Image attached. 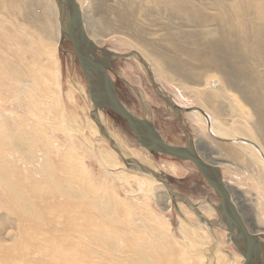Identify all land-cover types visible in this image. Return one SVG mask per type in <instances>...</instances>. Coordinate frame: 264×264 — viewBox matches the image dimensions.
Returning <instances> with one entry per match:
<instances>
[{"label":"bare ground","instance_id":"bare-ground-1","mask_svg":"<svg viewBox=\"0 0 264 264\" xmlns=\"http://www.w3.org/2000/svg\"><path fill=\"white\" fill-rule=\"evenodd\" d=\"M97 1L104 12L108 10L116 13L119 28L129 30L131 36L128 35L127 39L129 37L136 43L140 48L138 52L153 68L157 67L161 77L201 87L199 91L202 93L203 103L191 108L192 112H197H193L191 116L198 122L193 128L194 141L205 162L219 168L226 164L219 162V154L213 151L211 144H207L211 136H204L200 129L202 127L206 131L205 117L211 122L216 134L227 136L218 122L223 120V105L227 104L233 92L238 94H234V98L238 99L239 96L245 106L244 115H251L250 119L239 122L240 129L237 133L246 136L244 140L248 142H253L251 135H254L256 142L253 144L264 155V0ZM78 2L80 3L79 0ZM84 2L86 1L83 0L82 4ZM82 4L80 6L86 30L94 43L101 47L102 42L89 25L91 8ZM95 7L99 10L97 4ZM56 14L55 6L47 0H0V25L3 26L0 29V41L6 45L19 46L23 56L26 50H35L33 41L27 39L31 33L26 36L25 28L30 26L40 37L51 42L52 51L57 50L62 27L49 21ZM104 27L105 30L110 29L108 20H105ZM111 28L114 29L112 25ZM36 38L40 43L42 38ZM17 50H13L12 54L20 55L16 53ZM0 56L2 58L1 51ZM44 62L42 60L43 64ZM4 63L15 78H24L26 73L18 69L17 60L7 63L4 60ZM135 94L143 100L144 93L137 89ZM231 106L234 111L237 110L234 104ZM199 110L204 111V117ZM19 132L14 126L9 130L0 128V209L4 212L2 216L0 212V264L186 263V257L190 253H185V249L182 250L175 241L168 238L166 224L159 228L151 225L155 240L163 239L162 243L153 240V244L147 246L146 239H133L130 235L134 231H129L128 226L121 227L117 219L109 216L113 214L110 211L117 203L107 199L104 202L103 195L96 188L98 181L87 177L76 159H70L68 154L62 152L63 147L55 142L42 151L34 146L30 138H26L27 135L22 137V132ZM107 138L123 157H131L129 148L116 136ZM212 141L210 143L213 144L215 141ZM216 145L219 146L216 147L218 150L227 146L222 143ZM240 145L245 146L242 143ZM247 151L250 154L253 152L249 149L245 152ZM249 162L245 173L257 181L255 183L262 197L253 192L252 196H248L241 191L243 188L238 195V189L228 182L226 184L249 232L258 236L262 231L259 212L250 208L249 203H262L260 209L264 217V165L260 160ZM176 167L170 168L175 176L181 174ZM138 176L150 188H140L139 192L150 194V198L159 203V209L170 212L173 201L165 186H160L158 179ZM79 178L88 181V189L75 185L80 183ZM182 203L179 202L177 206L181 205L184 214ZM108 210L110 211L107 212ZM118 220L121 223L122 220ZM150 239L149 243L152 241ZM168 240L170 241L167 243ZM228 241L233 242L229 232ZM239 261L243 264L244 257ZM212 262L210 263L214 264Z\"/></svg>","mask_w":264,"mask_h":264},{"label":"rangeland","instance_id":"rangeland-1","mask_svg":"<svg viewBox=\"0 0 264 264\" xmlns=\"http://www.w3.org/2000/svg\"><path fill=\"white\" fill-rule=\"evenodd\" d=\"M47 1L53 3L57 13L49 21L61 26L60 7L57 0ZM79 1L82 4L83 0ZM84 1L87 3L84 2L82 5L91 8V14L88 17L89 25L95 32V36L102 42L101 47L121 54L139 51L140 48L136 43H133L129 37L127 39L128 35L131 36L129 30L119 28L116 13H110L108 10L104 12L99 7L100 2L97 0ZM95 4H97L99 10L96 9ZM105 20H108L110 24L108 30H105L104 27ZM111 25L114 27L113 30ZM26 27L30 28H25L27 31L26 36L31 33L29 34L31 37L28 36L27 39L34 42H32V46L35 50H26L21 56L22 50L19 46L6 45L0 41V51L5 62L17 60L16 66H18V69L26 73L22 79L15 78L9 69L5 67L4 60L0 56V128L9 130L14 126L17 132L19 130L22 132V137L27 135L26 138H30L29 140L34 146L41 148L42 151L47 150L54 142L62 146V152L68 154L70 159H76L78 166L84 169L83 172L87 177L90 176L98 181L96 188L103 195L104 202L107 199L117 203L116 207L112 208L113 210L107 212H113L109 215L110 218L117 219L116 221H119L121 227L128 226L129 231H134L130 235L133 239H146L145 245L147 246H151L153 240L155 242L159 240L158 243L160 241L162 243L163 239L155 240L156 236L154 237L153 230L166 224L168 238L173 242L175 241L174 243L182 250L185 249V253H190L186 257L185 264H211L212 259L214 264H242L239 261L242 255L237 251L234 243L228 241V231L215 226V222L219 219L220 199L208 186L196 167L190 162L149 152L139 145L123 119L108 110L96 112L88 94L87 80L78 65L71 45L65 41L61 46L59 45L57 50L52 51L53 48L48 39L40 37V34L38 35L34 28ZM0 29H3L2 25H0ZM36 36L42 38L40 43H38L39 40ZM13 50H17L16 53H20V55H13ZM42 60L45 61L44 64ZM148 64L154 73L156 82L162 87L165 94L170 97L174 104L182 107V119L188 132L179 123L175 112L157 95L144 68L135 58L116 59L110 62L109 74L116 83L119 98L138 117L147 119L152 117L150 120L167 142L187 146L189 134L194 138L193 128L197 122L191 116L194 112L191 111V108L200 106L203 103L202 93L199 91L201 87L182 84L178 81H169L165 77H161L157 67L153 68L150 63ZM48 66L49 68H47ZM24 82L28 84L25 83L27 87ZM19 84L24 87L22 88ZM137 89L139 92L144 93L143 100H140L135 94ZM43 90H45V93ZM46 93L49 94L46 95ZM234 94L236 93L233 92L228 98L227 104L223 105L225 111L222 117L223 120L218 122L220 128L222 127V131L227 133V136L216 134L212 130L211 122H208L198 112L204 117L207 126L206 131L203 130L201 125V129H199L202 134H205H203L204 136H211V140L208 138L207 144H211L213 148L209 147L216 154H219V162L226 163L222 168L216 166L221 171L224 181L238 189V195L240 189L243 188L241 191L248 196H252L253 192L262 197L261 191L257 189L255 183L257 181L253 179V176H248L245 170H248L250 160L251 162L260 160L264 165V155H261L262 152L253 144V142H256L254 135H251L253 142H248L244 140L247 138L246 136L237 133V130L240 129L239 122L250 119L251 115H244L243 111L245 110L243 108L245 106L239 96L238 99L234 98ZM40 98L42 101H39ZM37 99L39 102H37ZM233 104L237 108L236 111L231 106ZM99 125L104 129L107 136H116L129 148L132 154L130 158L123 157L118 149L107 141L108 138L102 135ZM223 136L224 138H222ZM234 137L237 138L234 139ZM212 140L215 141L213 144L210 143ZM217 143L227 144V146L220 147L218 150ZM240 143L245 145L247 149L245 146H241ZM248 149L253 152L251 154L248 151L245 152ZM132 160L142 166L146 165L150 171H147V173L150 174L145 175L146 172L136 170ZM170 165L171 167L177 166L176 168L179 169L181 174L173 175L170 171ZM154 173L160 178L157 182L160 183V186H165L166 191L172 197L173 202H171L170 212L159 209L160 207L157 205L159 203L150 198V194H145V196L139 192L140 188L147 190L150 188L138 175L157 179ZM79 182L75 185L88 189V181L85 182L82 178H79ZM179 202H183L182 207L187 211L184 210V214L180 208L181 205L180 207L177 206ZM261 204H254L250 201L249 206L259 212L262 231L258 238L264 244V217L262 216V209H260ZM139 206H141V209L137 210ZM2 211L0 209L1 213ZM3 214L4 212L1 216ZM118 219L122 220L121 223ZM148 223L151 224L148 225ZM145 224L148 227L150 226V229ZM141 227L143 230H141ZM148 239H150V243ZM262 264H264V261Z\"/></svg>","mask_w":264,"mask_h":264},{"label":"water","instance_id":"water-1","mask_svg":"<svg viewBox=\"0 0 264 264\" xmlns=\"http://www.w3.org/2000/svg\"><path fill=\"white\" fill-rule=\"evenodd\" d=\"M57 2L60 7L62 27L60 46L65 41L71 45L78 65L87 80L88 94L95 111L108 110L123 119L139 145L149 152L192 163L220 199L219 219L215 222V226L229 232L237 251L245 259L243 264H262L264 261L263 242L258 236L249 232L246 223L232 200V195L222 177L221 171L200 157L194 138L189 134L187 146L167 143L150 119L137 117L120 100L116 83L109 74L110 62L116 59L135 58L144 68L157 95L175 112L179 123L188 132L182 119V107L174 104L170 97L165 94L162 87L156 82L148 62L136 51L129 54H121L99 47L90 38L86 30L78 0H57ZM199 112L205 115L204 111L199 110ZM99 127L102 135L107 136L101 125ZM132 161L136 166V170L141 172L149 171L148 168L135 162V160ZM154 175L160 180L156 173Z\"/></svg>","mask_w":264,"mask_h":264}]
</instances>
